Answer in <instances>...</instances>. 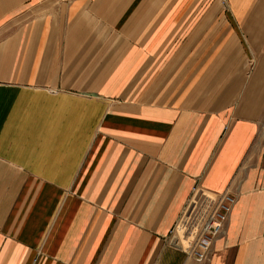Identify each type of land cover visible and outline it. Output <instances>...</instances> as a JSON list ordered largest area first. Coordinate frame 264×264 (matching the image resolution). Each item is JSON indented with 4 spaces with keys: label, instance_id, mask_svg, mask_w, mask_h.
I'll return each instance as SVG.
<instances>
[{
    "label": "crops",
    "instance_id": "crops-1",
    "mask_svg": "<svg viewBox=\"0 0 264 264\" xmlns=\"http://www.w3.org/2000/svg\"><path fill=\"white\" fill-rule=\"evenodd\" d=\"M0 264H264V0H0Z\"/></svg>",
    "mask_w": 264,
    "mask_h": 264
},
{
    "label": "built area",
    "instance_id": "built-area-1",
    "mask_svg": "<svg viewBox=\"0 0 264 264\" xmlns=\"http://www.w3.org/2000/svg\"><path fill=\"white\" fill-rule=\"evenodd\" d=\"M234 202V198H222L202 225L190 249L197 262L207 261L214 242L224 236Z\"/></svg>",
    "mask_w": 264,
    "mask_h": 264
}]
</instances>
